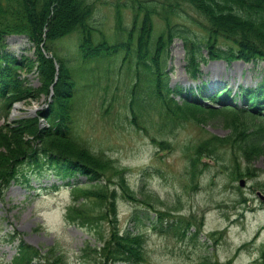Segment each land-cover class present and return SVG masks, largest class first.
<instances>
[{"label": "rangeland", "instance_id": "1", "mask_svg": "<svg viewBox=\"0 0 264 264\" xmlns=\"http://www.w3.org/2000/svg\"><path fill=\"white\" fill-rule=\"evenodd\" d=\"M91 3L90 26L98 28L104 37L98 34L94 43L125 41L127 30L132 26V13L126 0H91ZM185 8V14L173 17L172 23L190 28L201 39L203 30L192 21L200 23L201 18L189 7ZM116 13L120 14L123 32L116 28ZM152 20L156 37L165 31V25L158 14ZM79 41L78 34H74L56 44L59 56L72 70H75L79 56ZM5 45L6 51L17 58L24 56L33 60L31 71L26 73L23 69L22 74L28 78L26 86L38 90L41 86L35 45L24 36L15 35L7 37ZM184 52L182 41L174 39L166 66L170 87L193 84L186 74ZM123 55L121 53L110 66L93 61L84 70L85 73L91 70L88 75L69 74L74 88H78L72 118L73 133L93 152L112 158L125 169L130 187L137 192L144 188V199L153 204L155 210L168 213L167 221L190 218L194 224L190 232L201 230V233L198 243L180 240L159 222L154 225L153 209L147 212L144 205L129 203L118 192L119 231L136 233L140 230L144 235L147 259L143 264H200L209 255L217 264L230 259L231 264H264V142L259 143V152L251 154L249 161L243 157L232 160V147L228 143L215 150L214 155L204 154L197 163L199 170L194 176L195 183H190L189 169L196 147L211 137L229 136L231 128L226 123L229 117L206 115L202 121H185L173 132H168L167 121L159 120L153 112L152 120L138 123L137 128L128 111L132 86L130 73L134 69L127 71L129 64L121 65ZM201 69L202 81L213 85L226 82L232 91L239 85L254 87L264 79L262 62L249 65L233 62L227 66L214 61L202 65ZM47 99L41 93L36 100L31 98L14 103L7 118L0 119L1 132L5 133L15 122L35 117L38 110L45 108ZM46 125L47 122L41 119L38 127L45 128ZM22 139L33 141V137L25 133H22ZM161 141L167 142L165 148L158 145ZM246 168L255 175H244ZM21 169L20 181L11 183L0 198V264L12 259L20 241L43 252L52 248L51 251L59 255L55 264H93L94 254L89 251L91 255H83L80 250L86 245L98 246L97 233L107 235L110 224L101 222L95 232L72 224L65 217L66 207L72 200L69 187L52 186L63 184L68 178H57L52 170L37 175L35 168L26 164ZM236 172L243 176L238 177ZM84 179L76 175L70 181L82 182ZM241 180L243 188L238 187ZM148 193L158 200L147 197ZM133 215L141 220H133ZM11 236L15 237L12 241Z\"/></svg>", "mask_w": 264, "mask_h": 264}, {"label": "trees", "instance_id": "2", "mask_svg": "<svg viewBox=\"0 0 264 264\" xmlns=\"http://www.w3.org/2000/svg\"><path fill=\"white\" fill-rule=\"evenodd\" d=\"M126 6L132 13V26L127 30L125 41L110 44L103 40L96 44L94 38L98 34L103 35L98 28L90 26L93 12L91 0H0V118L6 119L16 102L31 98L36 100L41 93L48 96L56 75L55 61L59 66L48 107L31 119L8 126L5 133L0 130V195L11 181H18L20 167L24 164L33 166L36 173H42L44 168L53 170L59 178L85 176L86 182H77L70 188L72 200L66 208L65 217L90 232H95L101 222L110 224L107 235L97 233L98 246L92 248L86 245L80 250L87 256L91 255V251L96 257L94 264L146 262L145 239L141 231L120 233L118 230V192L131 203L155 208L144 199V188L137 192L130 187L125 169L120 168L112 158L93 152L74 135L72 118L77 95L70 76L72 72L77 77L88 75L91 70L88 69L87 73L84 70L93 61L110 66L124 53L121 65L128 63L126 70L134 69L130 73L132 86L128 111L137 128L138 123L152 120L153 112L159 120L167 121L168 132H173L185 121H202L206 115L228 116L229 136H214L196 147L189 169V182L192 184L199 170L197 163L204 154L214 155L215 150L228 143L232 147V160L243 157L249 161L251 154L259 152V143L264 142V80L255 88H240L243 105L248 107L244 112L231 105L219 109L205 106L199 100L214 101L221 97H205L202 92L193 94L192 101L181 96V101H176L172 95L182 90L168 87L166 72L169 47L174 39L182 41L185 68L193 79L198 76L200 65L208 59H221L228 63L234 60L264 62V0H126ZM185 7L201 18L200 23L192 20L203 30L201 39L190 28L172 23L173 17L185 14ZM156 14L163 20L165 31L154 37L152 17ZM115 17L117 30L123 32L120 14L116 13ZM74 34H78L80 41L77 48L79 56L76 57L75 70H72L66 65L67 61L59 56L56 44ZM11 35L25 36L36 47L41 86L38 90L26 86L27 79L16 73L19 69L30 72L33 61L23 57L17 60L6 51L5 40ZM43 50L51 53L52 58L47 57ZM199 90L202 91L200 87ZM224 95L227 98L229 92ZM39 118H44L48 127L40 129ZM256 122H260L259 125ZM253 127L255 129L249 132ZM22 133L29 134L33 141H24ZM158 145L165 148L167 142L161 141ZM236 169L240 171L238 167ZM245 173L246 176L255 175L248 168ZM147 197L158 200L151 193ZM156 213L160 218L168 214ZM133 217V220L137 219V215ZM176 221L177 226L174 227L179 230V238H186V232L192 225L191 219L179 218ZM189 235L194 243L197 234ZM18 248L17 257L8 264H32L37 258L43 260L39 264H55L59 258L51 251L52 248H47L44 253L23 243ZM209 256L204 257L200 264H217ZM231 263L232 259L224 264Z\"/></svg>", "mask_w": 264, "mask_h": 264}, {"label": "water", "instance_id": "3", "mask_svg": "<svg viewBox=\"0 0 264 264\" xmlns=\"http://www.w3.org/2000/svg\"><path fill=\"white\" fill-rule=\"evenodd\" d=\"M240 184H242V182Z\"/></svg>", "mask_w": 264, "mask_h": 264}]
</instances>
